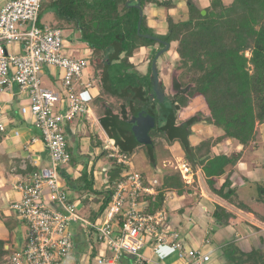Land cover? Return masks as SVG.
I'll list each match as a JSON object with an SVG mask.
<instances>
[{"label":"trees","instance_id":"16d2710c","mask_svg":"<svg viewBox=\"0 0 264 264\" xmlns=\"http://www.w3.org/2000/svg\"><path fill=\"white\" fill-rule=\"evenodd\" d=\"M198 1L44 0L41 3L38 24L45 15L52 14L58 24L51 28L78 32L80 43L90 50V83L98 89V95L89 100V106L105 137L114 141V149L110 147L108 152L109 147H105L101 138L90 134L91 146L100 148L91 166L89 156L77 155L78 151L70 150L67 144L70 166L81 164L83 171L74 182L66 178L65 184L80 192L83 203L91 199L96 162L106 157L110 163L107 171L111 176L106 178L111 187L97 194L101 206L91 220L104 212L117 184L125 180L123 174L131 168L118 163V158L130 163L142 149L152 174L156 171L161 174V183L153 186L155 193L141 194L138 199L147 203L145 212L162 211L168 191L179 196L191 192L193 184L185 183L181 171L159 169L155 148L161 139L169 146L178 144L182 148L183 159L191 171L199 168L206 178L225 175L220 188L211 190L237 209L253 213L243 202L232 200L229 178L240 154L214 156L211 139L192 146L189 137L195 125L207 124L242 148L257 142L258 126L264 124V0H232L227 5L222 0H207V7ZM180 2L185 3L188 15L187 19L175 22L173 11ZM147 6L167 11V31L162 37L147 26L144 14ZM174 42L177 59L170 71L168 91L157 74L163 93L161 101L154 88L151 64L164 56ZM155 46L146 74L139 73L130 59L141 48ZM199 98L207 106L208 114L197 109L182 117L185 108L193 111L189 106ZM146 115L155 120L148 138L140 122ZM140 176L143 185L148 184L145 174ZM257 186L258 201H263L264 183ZM218 208L225 222L236 219L234 214ZM6 245L0 240V264H5L10 252ZM224 254L230 259L239 257L236 264H264V251L244 254L231 248Z\"/></svg>","mask_w":264,"mask_h":264},{"label":"built area","instance_id":"2783aa9c","mask_svg":"<svg viewBox=\"0 0 264 264\" xmlns=\"http://www.w3.org/2000/svg\"><path fill=\"white\" fill-rule=\"evenodd\" d=\"M43 1L7 0L0 7V133L6 131L2 96L14 94L17 88L25 100L20 114L30 120L48 154L46 163L33 160L29 177L14 186L19 198L10 209L15 219L27 226L28 235L21 247L9 249L8 264H75L71 256L77 226L88 239L95 233L103 249L112 253L111 259L96 256L97 264L117 261L123 254L133 257L135 264H146L142 253L146 246L153 251L167 247L180 259L186 257V264L210 263L209 253L186 249L181 232L170 225L166 212L144 211L147 203L138 199L141 194H154L157 182L143 185L140 174L131 168L95 220L85 222L77 213V205L63 188L59 169L70 165L66 127L92 114L88 101L77 93L79 83L85 90L92 86L83 82L90 56L72 55L76 50L63 41L62 30L38 25ZM49 68L61 73L52 76L61 83L59 92L42 84V75ZM107 144L114 149L113 140ZM118 163L130 166L120 157Z\"/></svg>","mask_w":264,"mask_h":264},{"label":"crops","instance_id":"0c3cea01","mask_svg":"<svg viewBox=\"0 0 264 264\" xmlns=\"http://www.w3.org/2000/svg\"><path fill=\"white\" fill-rule=\"evenodd\" d=\"M6 1L7 0H0V7ZM199 2L202 7H206L204 3H202V0H199ZM144 14L146 16V23L150 26L149 28L155 29V31L163 30L162 32L164 34L166 33V9L147 6L145 7ZM66 45L70 47L68 43H66ZM81 45L83 49L78 50L80 55H77L76 51L72 52V55L76 57L85 56V51L90 54V50L85 48L86 45L82 43ZM141 50H144V52L145 50L146 52H152L151 55H153L155 48H141L139 54ZM135 55L136 54H134L130 61H132ZM88 69L84 72V83L90 82L88 73L90 69ZM60 75L61 73L58 69L54 68L46 69L44 73V76L52 82H55L52 76L56 77ZM42 84L45 86L43 78ZM13 93L14 94L5 93L2 96L3 122L6 131L0 133V229L8 228L15 233L18 228L15 223L18 221L15 220L13 211H10V205L14 200L19 198V195L15 191L14 186L18 182H23L29 177L30 173L33 171V160H36L38 163H46L48 154L40 136L33 129L30 120L20 114V107L25 104L24 96L18 93L17 88L14 89ZM77 93L88 101L87 103L89 104V100L98 95V90L93 85L88 90H85L79 83L77 85ZM195 102H198V99H196L191 106L197 108ZM91 111L92 114L90 117H80L76 122L67 126L65 131L68 147L70 146L71 149L77 150V155L89 156V159L93 158L92 155L95 154L94 149H96L91 146V132H88L89 125H92V127L94 126L91 122L99 125L95 112L92 109ZM186 112L187 109L185 113ZM193 112L194 110L189 111V113L185 114V117ZM205 114H208V110ZM258 127L259 138L255 143L256 145L252 144V147L248 146L246 148H242V146L235 144L233 140L222 136L217 129L207 124L195 125L192 128L193 133L189 137V141H191L190 138H194V142H190L192 146H196L207 139H211V149L214 156L228 155L230 153L240 154V159L235 168L231 170L229 178L231 190L233 191L232 200L235 203L243 202L249 206V204L241 199L246 198L250 201L251 206L249 207L253 213H247L237 209L231 202L224 200L211 190L212 188H220L225 180V175L219 178H206L199 168L194 172L191 171L185 161L182 165H184L183 168L186 169V175L190 177V181L187 180L185 174L184 178L187 180V182H185L186 184H193L192 188H190L191 192L181 196L172 191H168L165 194V202L162 211L167 213L170 225L181 232L187 250H200L203 253L210 254L211 262L208 264H216L218 261H214L212 258L215 251L219 252L221 256L224 257L219 264H236V259H230L224 254V251L227 249L234 248L244 254L253 251H264V247L261 248L262 243H264V234H261L263 235V239L254 235L255 232L264 233V222L261 221V218H264V200L258 201L257 195V185L264 183V124ZM16 132L18 133L17 136L15 134ZM85 133H88V135ZM260 137H262L263 140L260 139ZM197 139H199V141ZM108 140L107 138V141ZM260 150H263V153L260 152ZM250 155H252V158L247 159V156L250 157ZM175 156H177L179 160H183V153H175L174 157ZM100 160L102 159H99L95 164L94 179L95 182H103V185L106 182L105 171L108 169V166L104 167V171L98 169L97 166ZM92 161L89 162V166H91ZM72 169L75 171L74 177L79 178L78 172L83 171L82 165L78 164L75 165V167L71 166L70 170ZM61 173L65 175L63 170ZM99 174H101V176ZM154 180L157 182V185L161 183L159 177H155L153 181ZM9 186L12 187V189L9 190L7 188ZM87 204L88 203H84V206ZM95 205L97 206L95 209L97 212L101 204L96 203ZM218 207L226 212L234 214L236 219L225 222L226 220L219 216L220 210ZM15 235L16 237H13V241L8 243L6 239L0 236V240L6 241L7 245L5 249L9 250L22 246L24 238L22 232L19 230ZM233 236L236 238L235 240ZM88 240V237L81 234L79 227H75V248L71 256V262L75 264H94V260L91 259L93 254H89L91 248H87ZM214 245L217 246L216 249L212 248ZM230 245L232 246L229 248ZM142 253L147 258L146 264H186L188 261L186 257L180 259L175 251L167 247H160L158 250L153 251L150 246H146ZM101 255L104 256L105 259H111L113 256L111 252L101 249L95 257ZM236 258L239 260V257ZM103 264L135 263L133 257L123 254L117 261Z\"/></svg>","mask_w":264,"mask_h":264},{"label":"rangeland","instance_id":"374dc122","mask_svg":"<svg viewBox=\"0 0 264 264\" xmlns=\"http://www.w3.org/2000/svg\"><path fill=\"white\" fill-rule=\"evenodd\" d=\"M206 1L207 0H202V3H204V6L207 7L208 6V1L207 2ZM222 2L225 5H227V4L231 3L232 0H222ZM199 4H200V2H199ZM187 12H188V10H187V7H186L185 3L184 2H180L176 6V8L174 9V11H173L174 15L176 16V17H174V21L176 22V21H180V20L187 19V15H188ZM201 13H202V11H201ZM56 24H58V23H57V20L54 18V16L52 14H50V15L48 14V15H45L43 17V19L41 20L40 24H38V25L39 26H48V27H52L53 26V27H55ZM147 26H148V24H147ZM148 27H150V26H148ZM165 28H167V25H166ZM153 30L155 31V29H153ZM158 31H160V32H158ZM162 31L163 30H156L155 33H156V35L162 37L163 35H165ZM166 31L167 30H165V32ZM62 34H63V41L65 43H68L70 45V49L71 50H76L77 55H80V53L78 52V50L79 49H83V46L81 45V43L79 41V38H78L79 37V34H78V32H76L74 30H69L68 29V30H62ZM85 48L87 50H89L87 47H85ZM154 48L156 50L157 46H155ZM176 48H177V43H175V42L174 43H171L170 48L166 50L164 56H162L156 62V72H157V74H159V77L161 78L162 83H163L166 91L169 90V83H170L169 75H170V71L174 67L175 60L177 59V56H176ZM89 53H91V52H89ZM151 53L152 52H146V50H145V52H144V50H141L140 51V54H139V51H138V52H136V55L137 56L135 55V57L132 59V61H130L131 64L133 66H135L136 70L139 73L146 74L147 69H148V65H149V61H150L151 56H152ZM82 54H83V51H82ZM84 54H86L85 56H90V54H88L87 51H85ZM247 55L249 56V54H247ZM152 67H153V63L151 64V69H152ZM91 72L92 71L90 69V71L88 72L89 73V76H91ZM42 78H43V81H44V84H45L46 87H48L49 89H52L54 91H58V92L61 91V85H60L61 83L60 82H56V83L55 82H52V81H50V79H48L44 75H42ZM195 104H197L196 105L197 106L196 109L194 108L195 106L194 107L193 106L192 107L189 106V108H193L194 111L197 110V109H199L200 111H203V113H206V111H207L208 108H207V106L204 107L203 100L201 101L200 99H198V102H195ZM185 111H186V108L182 112V117H185V114L186 113H189V111H187L186 113H185ZM91 123L94 124V126L92 127V125L91 126L89 125V131L88 132L89 133L91 132V135L96 134L99 138H101V140L103 141V143H104V140H105L104 145H105V147L108 146V144H106L107 143V138L105 137V135H104L101 127L99 125L95 124L94 122H91ZM33 129H34V127H33ZM85 134L88 135V133H85ZM38 135H39V133H38ZM261 136H262V134H261ZM83 137H85V136H83ZM193 139L190 138V140H191L190 142L191 143L194 142ZM260 139L263 140L262 137H260ZM197 140L199 141V139H197ZM249 147H252V145H250ZM70 150H71V148H70ZM94 152H95V154L92 155V156H93V158H97L99 156V153H100V148L94 149ZM108 152H111V148L108 149ZM250 152H249V154H250ZM260 152L263 153V150H260ZM175 153H183L182 148L178 144H174L173 146H169L167 144V142H165L163 139H161L156 144V148H155V155H156V158H157V162H158V165H159V169L160 168L167 169V170H169V169L170 170L178 169L179 171L181 169V171H182L181 172V175H182V173L186 175V170L183 168L184 165H182V164H184V159L183 160H179L177 156L174 157V154ZM93 158L92 159L90 158L91 159L90 161H92ZM105 158L106 157H101L100 158L102 160H100V163L97 166L98 169H100V170H103L104 169L105 170L104 167L105 166H109L110 163L108 162L107 158L106 159ZM251 158H252V155H250V157L247 156V159H251ZM130 163H131L130 164L131 165V170H133L135 172H138V173L142 174L143 176L145 174L144 178L149 183L152 182L153 179H155V177L156 178L159 177V179H161V174L159 172L156 171L155 173L152 174V171L150 169L149 164L145 161V155L143 153V149L140 150L138 153H136L134 155V157L132 158V160H131ZM70 168H71V166L68 165V166L60 167V169H59L60 172L63 170V172L65 173V175L61 178L62 184H63V188H64L65 192L67 193V195L69 196V198H71L72 201L77 205V213L80 215V217L83 220H85V222H88V221L91 220V218H90L91 216L93 218V215H95L96 213H98V212L95 211V209L97 207L95 204L101 198V197H99V195H101L100 192H105L106 190H108L111 187L109 184H107L108 183L107 178L111 176V173H109L106 170L105 176L107 178H106L105 184L102 185L103 182L100 183L101 181L100 182L96 181L94 183V186L92 188L93 189V192H91L89 194V197H91V199H90V201H88V204L86 206H84V203L81 201V198H80V192H78L76 189H72L69 185L66 186V184H65V179L66 178H69L73 182L78 179V178H75L74 177V174H75L74 169L70 170ZM81 173H82V171L78 172V174H79L78 177H80ZM99 175L101 176V174H99ZM185 177L187 178L188 181H190V177L188 175H186ZM182 179L187 182V180L184 177H182ZM7 188L9 190L12 189V187H10V186L7 187ZM97 194H99V195H97ZM257 195H258V193H257ZM241 199L245 203L249 204V206H251L250 205V201H248L246 198H241ZM10 211H12V210L10 209ZM91 221H93V220H91ZM15 224H17V227H18L17 228V231L20 230L22 232V235L24 236V238H23V242H24L25 239H26V237H27V235H28V228H27V226L25 224L20 223V222H16ZM263 230H264V227H263ZM15 233L12 232V230L11 229H8V228H2V229H0V236H2V238L6 239L7 243L10 242V241L11 242L13 241V237L14 236L16 237ZM261 234H264V233L263 232L262 233H257V232L254 233L255 236L257 235L258 238L263 239V235H261ZM89 235H90V238L88 240V247L87 248H91V250L89 251V254L90 253L93 254V257L91 259L94 260V264H96V259H95L96 257H95V255L99 252V250H101V249L104 248V245H103V243H101L97 239V235L95 233L92 232ZM233 239L235 240L236 238L233 236ZM231 246L232 245H230L229 248ZM262 247H264V243H262L261 248ZM212 248L213 249H216L217 246L214 245ZM87 253H88V251H87ZM9 254H10V252H9ZM228 254H230V252H228ZM212 258L214 259V261L218 260L216 262V264H219L224 257H222L219 252H216L215 251L214 252V256L212 255ZM232 259L235 260L237 258H232ZM5 264H8V261H6Z\"/></svg>","mask_w":264,"mask_h":264},{"label":"water","instance_id":"95a60500","mask_svg":"<svg viewBox=\"0 0 264 264\" xmlns=\"http://www.w3.org/2000/svg\"><path fill=\"white\" fill-rule=\"evenodd\" d=\"M204 14H205V12L202 11V15H204ZM152 71H153V84H154V88H155V91H156L157 96L162 101V99H163V93H162V91L160 89L158 75H157V72H156V60L153 61ZM140 122L143 123L144 128H145V135H146V138H148L147 137V133L150 131V129H152L154 127L155 120H154V118L152 116L146 115V116H144V117L142 116L140 118Z\"/></svg>","mask_w":264,"mask_h":264}]
</instances>
